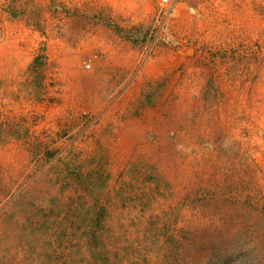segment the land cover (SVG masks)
Listing matches in <instances>:
<instances>
[{
  "label": "rangeland",
  "instance_id": "obj_1",
  "mask_svg": "<svg viewBox=\"0 0 264 264\" xmlns=\"http://www.w3.org/2000/svg\"><path fill=\"white\" fill-rule=\"evenodd\" d=\"M103 1L0 0V47L41 38L0 64V264H264V0ZM84 7L120 52L54 30Z\"/></svg>",
  "mask_w": 264,
  "mask_h": 264
},
{
  "label": "crops",
  "instance_id": "obj_2",
  "mask_svg": "<svg viewBox=\"0 0 264 264\" xmlns=\"http://www.w3.org/2000/svg\"><path fill=\"white\" fill-rule=\"evenodd\" d=\"M103 2L108 8V12H105V14H107L108 17L111 15L112 18L116 19L117 24L126 30L135 28L146 29L149 27L150 23L155 24L158 9L154 8L157 4V0H108ZM101 4L102 0H100V5ZM176 6H180V4L178 5V2H176L173 5V11ZM92 10L93 9L87 10V7H84V10L81 9L80 19L73 22L70 21V24H67V20H65L63 23H58V28L55 27L54 30H60L63 28V30L66 31H73L74 37L79 40V35H82V37L91 36L92 39L90 45L93 44V46L102 47V49L105 50V43L107 42V48L110 51L109 54L114 55L116 51L120 52L124 42L116 36L114 31L115 27L110 26L103 21H90L89 19H92L93 17L89 16L90 12H93L92 15L96 12L97 14L98 12H101L99 9ZM47 28L49 31L47 41L49 42L48 48L51 52L50 54L54 56L58 62L62 61V59H67L68 56L66 54L65 44L63 41L60 42V39H54L53 36H51V28ZM28 34L25 44L18 45L16 43H11L4 44L0 47V64L2 63L3 66L6 67L4 70L6 74L4 76L11 79H18L20 76L26 78L28 76V70L36 57L35 49L37 44H39L38 41L41 39L34 31H31ZM42 40L46 41L45 38H42ZM72 41H74V39ZM1 66L2 65H0V67ZM98 94L99 93H96L97 97H94L93 99L94 102L97 103L100 102ZM87 101L92 102L90 96H87Z\"/></svg>",
  "mask_w": 264,
  "mask_h": 264
},
{
  "label": "built area",
  "instance_id": "obj_3",
  "mask_svg": "<svg viewBox=\"0 0 264 264\" xmlns=\"http://www.w3.org/2000/svg\"><path fill=\"white\" fill-rule=\"evenodd\" d=\"M177 0H160L161 4L168 9H171L173 5L176 3ZM91 64H88L87 67L89 68Z\"/></svg>",
  "mask_w": 264,
  "mask_h": 264
}]
</instances>
